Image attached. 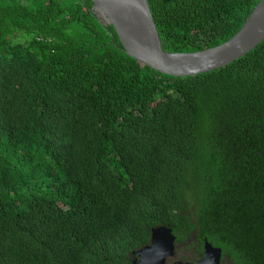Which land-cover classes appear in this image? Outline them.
Instances as JSON below:
<instances>
[{"label": "trees", "instance_id": "obj_1", "mask_svg": "<svg viewBox=\"0 0 264 264\" xmlns=\"http://www.w3.org/2000/svg\"><path fill=\"white\" fill-rule=\"evenodd\" d=\"M260 0H149L165 50ZM264 264V40L189 76L131 57L92 0H0V264H133L152 228Z\"/></svg>", "mask_w": 264, "mask_h": 264}, {"label": "water", "instance_id": "obj_2", "mask_svg": "<svg viewBox=\"0 0 264 264\" xmlns=\"http://www.w3.org/2000/svg\"><path fill=\"white\" fill-rule=\"evenodd\" d=\"M92 1L115 27L128 55L173 76L196 75L226 66L264 40V0L258 2L227 41L191 52L165 50L149 0ZM174 245L172 228L158 225L152 228L150 243L136 253L141 255V264H163L165 257L173 253ZM221 257V247L206 241L205 257L199 264H222Z\"/></svg>", "mask_w": 264, "mask_h": 264}, {"label": "flooded vegetation", "instance_id": "obj_3", "mask_svg": "<svg viewBox=\"0 0 264 264\" xmlns=\"http://www.w3.org/2000/svg\"><path fill=\"white\" fill-rule=\"evenodd\" d=\"M150 240L151 236L149 242L143 244L139 249L148 245ZM206 241H209L206 237H204L202 241H199L198 238L190 234L182 236L180 240L179 237L175 235L173 253L165 257L163 264H199V262L205 257ZM212 245L219 247L213 243ZM139 249H136V251ZM136 251L133 252L134 254L132 256L133 264H141V255H138ZM221 263L234 264V261L228 255H224L222 252Z\"/></svg>", "mask_w": 264, "mask_h": 264}, {"label": "clouds", "instance_id": "obj_4", "mask_svg": "<svg viewBox=\"0 0 264 264\" xmlns=\"http://www.w3.org/2000/svg\"><path fill=\"white\" fill-rule=\"evenodd\" d=\"M134 251H136V250H134ZM134 251H133V252H134ZM133 252H132L131 256H133Z\"/></svg>", "mask_w": 264, "mask_h": 264}]
</instances>
